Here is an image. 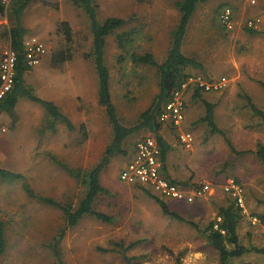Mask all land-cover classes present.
I'll list each match as a JSON object with an SVG mask.
<instances>
[{
  "label": "rangeland",
  "instance_id": "rangeland-1",
  "mask_svg": "<svg viewBox=\"0 0 264 264\" xmlns=\"http://www.w3.org/2000/svg\"><path fill=\"white\" fill-rule=\"evenodd\" d=\"M95 1L101 21L110 16L126 20L124 26L107 37L105 52L113 102L122 122L131 125L159 91V75L149 65L134 66L130 55L144 54L153 48L159 57L165 53L172 30L180 19L175 6L177 0ZM260 1L263 0L255 3L252 0H206L198 4L188 24L183 50L200 61L203 68L189 73H196L193 76L204 80L228 76V73L222 74L223 66L231 59V51L244 45L241 38L235 41L233 34L238 25L246 31L247 21L261 15L264 5L260 6ZM225 6L233 10L235 26L231 31L220 21L221 8ZM62 21H67L73 30L72 58L55 67L53 53L67 47L63 34L58 31ZM7 24V18L0 17V30ZM23 25L27 30L25 38L38 39L49 49L40 64L25 75L26 84L45 99L76 93L77 106L73 100L62 101L70 109L66 114L77 127L69 131L58 123V130L53 133L45 109L27 98H20L11 113L0 114V168L24 173L40 195L77 205L85 188L52 156L71 167L91 168L101 160L113 137L106 110L98 102L95 64L87 57L92 48L89 19L72 0H32L23 15ZM123 32H132L133 37L121 48L117 34ZM10 44L0 38V61ZM228 86L229 83L221 91L201 90L202 98L214 104L216 123L225 134L212 133L202 120L205 104L202 98L192 96V89L185 94L187 119L181 127L193 133L192 148L187 149L180 143L179 130L164 126L161 131L172 146L166 160L169 176L191 184L204 183L206 195L193 203H185L163 198L140 184L122 182L119 173L133 156L135 142L142 136L152 135L139 132L125 144L129 154L113 157L102 174V183L112 195H101L96 209L112 215L114 221L104 222L87 216L78 225L67 228L60 243L67 264H126L119 252L112 251L121 242L125 246L136 242L127 250V254L135 258L134 264H177L178 261L181 264H219L217 250L190 222L197 223L203 230L217 217L220 206L228 204L230 199L237 202V198L225 190L230 178L242 188L244 216L238 231L241 244L249 248L232 262L263 261V255L253 248L264 247V230L252 224L250 216L264 215V165L256 153L258 144H264V121L253 113L243 90L233 93ZM259 88V91L251 90L247 96L253 97L256 105L263 106L264 87ZM82 124L87 127L85 139L80 131ZM149 193L168 202L185 221L165 215ZM0 221L5 224L7 239L0 264H56L48 244L65 226L60 209L30 198L20 181L0 178ZM197 253L199 258H196Z\"/></svg>",
  "mask_w": 264,
  "mask_h": 264
},
{
  "label": "trees",
  "instance_id": "trees-1",
  "mask_svg": "<svg viewBox=\"0 0 264 264\" xmlns=\"http://www.w3.org/2000/svg\"><path fill=\"white\" fill-rule=\"evenodd\" d=\"M32 0H12L10 5H6L0 0V17H6L8 24L2 25L0 30V38L10 41L13 50L17 53L16 77L15 83L11 91L0 101V114L3 112L11 113L20 98H27L32 102L39 104L45 109L46 118L49 119V128L53 133L58 130V123L64 124L69 131L76 130V125L72 119L62 111L61 107L51 99H45L37 95L35 89L26 84L25 75L32 69L27 63L25 37L27 30L23 25V15ZM74 4L81 7L87 14L90 30L92 34V48L87 54V57L93 59L95 69L98 76V102L102 105L107 113L108 120L112 126L113 137L111 143L106 147L101 160L91 168L71 167L55 156L52 158L62 167L71 177L75 178L77 182L85 188V193L77 205L73 202H62L53 197L43 196L38 194L32 187L27 176L22 172H15L8 169L0 168V178L9 182L20 181L23 190L30 198H34L41 203L57 207L63 212L65 219V226L53 237L48 246L51 249L55 258L56 264H67L63 259L60 243L65 237L66 229L74 227L87 216L94 217L100 221L113 222L114 217L106 212L96 209V202L101 195H112L109 188L102 183V174L105 168L110 164L113 157L119 154L128 155L129 152L125 148V144L129 138L138 134L139 132H146L152 134L157 138L158 144L161 148V157L163 161V172L170 178L171 181L189 186L191 183L186 180H177L169 176L166 166L168 153L171 150V144L164 138L162 130L164 126H170L173 130H180L172 124H166L160 121V115L164 110L165 105L172 99L175 91L180 90L182 84L192 73L189 70L201 69L203 64L195 57H190L184 54L182 46L187 34L188 24L193 14L195 13L198 4L206 0H177L176 7L180 11V19L176 27L171 33V44L167 56L164 61L159 62L155 55L148 51L144 54L132 53L130 56L133 65L146 64L157 69L159 75V92L153 97L150 105L143 110L138 119L126 125L119 117L117 107L112 99L111 92V72L106 60V45L107 37L116 32L126 24V20L121 17L110 16L101 21L98 16V5L95 0H72ZM224 8V7H223ZM222 9V8H221ZM220 9V10H221ZM249 34L255 35L264 33L256 28L246 27ZM58 31L63 34L67 47L58 49L52 55V63L55 67H59L66 61L72 58L70 45L73 42L74 34L71 25L67 21H62L59 24ZM132 32H123L117 34V41L121 48L125 47L126 43L132 41ZM195 74V73H193ZM264 86V81L261 82ZM192 96L200 97L201 89L193 87ZM249 106L255 115H258L264 121V110L258 107L252 99L245 95ZM205 104V115L202 120L205 121L211 129L212 133L225 134L224 131L217 125L215 120V106L212 102L202 98ZM80 131L82 138L87 137V127L82 124ZM179 133V132H178ZM142 136L139 140L145 138ZM135 142L136 145L138 143ZM229 146L234 149L231 142L227 140ZM133 152V156L135 154ZM239 153V152H238ZM257 155L264 165V144H258ZM133 156L128 159L130 161ZM127 161V162H128ZM122 181V180H121ZM124 182V181H122ZM144 189H147L143 187ZM150 190V189H147ZM152 191V190H151ZM154 197L160 204L163 213L176 220L185 221V219L176 211H173L168 202L159 196ZM186 203V202H185ZM243 208L239 206L234 200L230 199L228 204L219 207V212L214 220H211L205 229L199 227L195 222H190L198 231H200L219 253V264H233V259L240 257L249 251V248L241 244L239 235V226L243 219ZM258 216H264L258 214ZM136 242H131L125 246L123 242L117 243V247L112 251L119 252L126 264H134V257L127 254V250L133 247ZM7 239L5 234V224L0 221V257L6 251ZM255 251L263 255L264 264V247L253 248ZM177 264H181L180 261Z\"/></svg>",
  "mask_w": 264,
  "mask_h": 264
},
{
  "label": "built area",
  "instance_id": "built-area-1",
  "mask_svg": "<svg viewBox=\"0 0 264 264\" xmlns=\"http://www.w3.org/2000/svg\"><path fill=\"white\" fill-rule=\"evenodd\" d=\"M8 7L12 0H2ZM255 3V0H252ZM220 21L224 27L231 31L234 29L233 10L229 6L222 8L220 12ZM262 23L261 17H254L247 21L246 26L256 28ZM26 59L31 67H35L48 53V46L35 38L25 39ZM17 53L13 50L11 44L5 50L0 61V101L13 88L16 77ZM229 79L226 76L215 80H204L201 76H189L182 84L181 89L175 91L172 99L165 105L160 115V121L166 124H172L179 127L178 140L187 149L192 148L194 144V135L191 131L182 129V124L186 120V99L185 94L188 89L193 87L204 91H221L226 89ZM120 180L140 184L141 186L156 192L163 198L176 199L181 202L193 203L197 199L206 195L207 185L198 182L184 186L175 183L163 172V161L161 157V148L155 136L149 135L139 140L133 158L128 161L120 171ZM225 190L237 198V204L244 207L241 197L242 188L234 178H230ZM250 221L254 225L261 226L264 230V216L252 215ZM264 235V232H263ZM247 264H260L249 262Z\"/></svg>",
  "mask_w": 264,
  "mask_h": 264
},
{
  "label": "crops",
  "instance_id": "crops-1",
  "mask_svg": "<svg viewBox=\"0 0 264 264\" xmlns=\"http://www.w3.org/2000/svg\"><path fill=\"white\" fill-rule=\"evenodd\" d=\"M262 4L264 5V0L261 2L260 6ZM256 17L262 18V23L259 24L262 26L260 28L257 26L256 28L259 31L264 32V10H262L261 15H258ZM233 36H234L235 41H238V39L241 38L242 43H244V45L241 46V48L238 50L233 49L231 51V55H230L231 59L223 66V69H222L223 73L222 74L228 73V76H227L229 79V86L228 87L230 88V90L233 93H240V91L243 90V92H245L246 95H247V93H251L250 91L253 89H255V90L258 89V91H259L260 90L259 87H264L261 84V82L264 81V33L251 35L247 31H243L241 29V26L238 25L236 27V34L235 35L233 34ZM27 38H25V39H27ZM170 44H171V39H170ZM170 44H168V46H166L165 53L161 57L158 56L155 48H153L150 52H152L155 55V58L158 61H161L167 56L168 50L170 48ZM183 47H184V42H183L182 49H183ZM183 52H184V50H183ZM184 54H186V53L184 52ZM190 57H192V56H190ZM140 65H146V64H140ZM140 65H137V66L139 67ZM134 66H136V65H134ZM151 67H153V66H151ZM156 71H157V69H156ZM187 71H188V73L190 72L189 69ZM141 75L143 77H145V74H141ZM191 75H193V74H190V76ZM54 87L56 89L58 88L57 85L56 86L54 85ZM190 90L191 89H188L187 93H189ZM249 97L254 102L253 97H251V96H249ZM48 98L53 100L55 103H57L61 107L62 111L65 113H68L70 111V109L66 108L64 106L63 101H62L63 99H69L70 102H72V100H73L74 104L76 106L78 105L76 93L74 96H72V95L59 96V97L49 96ZM257 106L264 110V105L263 106L257 105ZM186 119H187V115H186ZM119 178H120V173H119Z\"/></svg>",
  "mask_w": 264,
  "mask_h": 264
},
{
  "label": "clouds",
  "instance_id": "clouds-1",
  "mask_svg": "<svg viewBox=\"0 0 264 264\" xmlns=\"http://www.w3.org/2000/svg\"><path fill=\"white\" fill-rule=\"evenodd\" d=\"M199 256H200V254L197 253V254H196V258H199ZM189 259H192V257H190Z\"/></svg>",
  "mask_w": 264,
  "mask_h": 264
}]
</instances>
